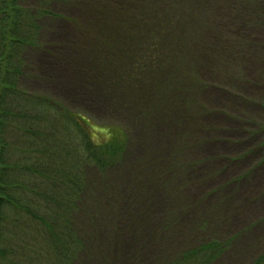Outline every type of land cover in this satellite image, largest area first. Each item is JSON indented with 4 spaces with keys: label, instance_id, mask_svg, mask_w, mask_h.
Listing matches in <instances>:
<instances>
[{
    "label": "trees",
    "instance_id": "16d2710c",
    "mask_svg": "<svg viewBox=\"0 0 264 264\" xmlns=\"http://www.w3.org/2000/svg\"><path fill=\"white\" fill-rule=\"evenodd\" d=\"M43 50L107 117L27 88ZM263 178L264 0H0V264H264Z\"/></svg>",
    "mask_w": 264,
    "mask_h": 264
},
{
    "label": "rangeland",
    "instance_id": "374dc122",
    "mask_svg": "<svg viewBox=\"0 0 264 264\" xmlns=\"http://www.w3.org/2000/svg\"><path fill=\"white\" fill-rule=\"evenodd\" d=\"M56 10L58 11V6L55 5ZM55 10V11H56ZM63 16H70V15H62ZM54 25L51 26L50 29H48L43 35V40H46L47 42H52V41H57L54 40V35H57V33L61 30V28H63V31H67V26H69L67 23H65V20L62 21L61 19H57L54 21L53 23ZM64 24V25H63ZM63 25V26H62ZM61 27V28H60ZM58 31V32H57ZM48 57L50 58L48 53H45V51L43 50V52H29L28 53V61H27V68L25 73H29L27 75H32L31 77H24L26 80H24V84L27 86V88L30 89V91H40L46 94H53V96L55 97H59L62 100L64 99L66 104H67V108H71V109H76L77 110H84L85 112L89 113L90 115H93V117L97 118V119H104L105 117H107L106 113H103V110L100 108H97L95 103L93 102L92 99H90L87 95L85 96L83 94V92L80 91H74V86L71 83L65 82L67 81L65 78L62 77H58L55 78L54 74H47V66L48 64H51L54 62H49ZM51 59V58H50ZM48 61V62H47ZM55 65V64H54ZM57 73V72H54ZM55 78V79H54ZM211 99H215V97L210 94ZM218 102L220 101L221 104L226 105L227 101L225 99L222 98H218L217 100ZM227 111L224 110V112L220 111L219 115H221L222 117L225 116L227 118H231V116H227L226 115ZM228 114V113H227ZM233 136L232 134L229 133H225L223 134V138L224 139H230V137ZM151 146V145H148ZM151 151L154 153V150L151 149ZM210 152H213V150H211ZM224 153H218V155H222ZM210 156L214 155L213 153L209 154ZM155 160V158L153 159ZM156 166V163L153 164V167ZM96 174V173H95ZM229 174V173H228ZM227 174V176H228ZM114 173H111V176L113 178H115ZM119 178H116V180ZM115 180V181H116ZM120 180V179H119ZM225 180V179H223ZM112 182H114V180H112ZM260 182H264V178L261 179ZM225 181H217L216 184L210 186L211 188L216 187L218 185H222L224 184ZM231 188H228L226 190H224V192L222 193H218L216 195V198H213L211 201V204H214L216 202V200H218L221 197V194H223V196H225L227 194V191H231V192H237L235 195L233 194L231 196L230 201L232 202H239L240 200H242L246 195L243 194V191L241 190H237V186L236 185H232L230 186ZM235 197V198H234ZM262 207V209H256L254 210V212H263L264 213V200H262V203H260V205ZM263 210V211H262ZM248 218L251 217L250 213H247ZM249 219L246 218H239L237 221L232 222L228 225L225 226L224 230L229 229L230 231H232V229H234V227H237L236 230H239L241 228H244L245 226L244 223L246 221V226L250 223ZM252 221V220H251ZM227 231V230H226ZM263 231V234L260 232ZM259 235H263L262 239H259L258 236ZM242 240L239 241V245H242V248L244 249L240 254L242 255V257H246L247 255H251L253 254V251L255 250H251L253 249L254 246H258L256 248H261L264 249V224L259 225L258 227L254 228L253 230H250L247 234L242 235L241 237ZM258 241V242H257ZM245 245V246H244Z\"/></svg>",
    "mask_w": 264,
    "mask_h": 264
}]
</instances>
